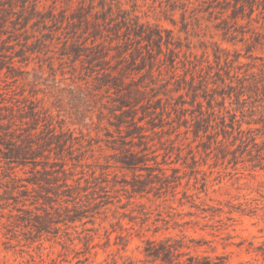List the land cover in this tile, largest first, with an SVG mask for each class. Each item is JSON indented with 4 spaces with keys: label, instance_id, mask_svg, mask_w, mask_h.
I'll use <instances>...</instances> for the list:
<instances>
[{
    "label": "rangeland",
    "instance_id": "1",
    "mask_svg": "<svg viewBox=\"0 0 264 264\" xmlns=\"http://www.w3.org/2000/svg\"><path fill=\"white\" fill-rule=\"evenodd\" d=\"M263 133L264 0H0V264H264Z\"/></svg>",
    "mask_w": 264,
    "mask_h": 264
},
{
    "label": "trees",
    "instance_id": "2",
    "mask_svg": "<svg viewBox=\"0 0 264 264\" xmlns=\"http://www.w3.org/2000/svg\"><path fill=\"white\" fill-rule=\"evenodd\" d=\"M262 161H264V143L263 145L254 143L251 147L247 146V162L254 164L253 166L256 167L257 164L255 163H262ZM122 163L128 168L134 169L137 168L140 160L139 158H132L128 161H122ZM173 171L176 172V170ZM162 175L164 176V181H166L167 176L164 175V172H162ZM147 183L155 185L151 178L148 181L135 180L132 184V192L141 195L145 192ZM190 247L185 243L184 238L153 239L146 242V246L143 248V255L147 260L156 264H223L219 257L212 258L209 255L192 254L189 251Z\"/></svg>",
    "mask_w": 264,
    "mask_h": 264
}]
</instances>
